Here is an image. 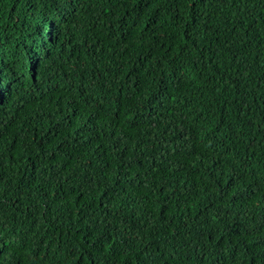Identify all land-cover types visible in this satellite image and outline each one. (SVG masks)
Listing matches in <instances>:
<instances>
[{"label": "trees", "instance_id": "16d2710c", "mask_svg": "<svg viewBox=\"0 0 264 264\" xmlns=\"http://www.w3.org/2000/svg\"><path fill=\"white\" fill-rule=\"evenodd\" d=\"M0 264H264V0H0Z\"/></svg>", "mask_w": 264, "mask_h": 264}]
</instances>
